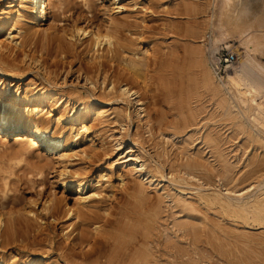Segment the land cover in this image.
I'll use <instances>...</instances> for the list:
<instances>
[{
  "label": "bare ground",
  "instance_id": "6f19581e",
  "mask_svg": "<svg viewBox=\"0 0 264 264\" xmlns=\"http://www.w3.org/2000/svg\"><path fill=\"white\" fill-rule=\"evenodd\" d=\"M192 1H190L192 3L191 13L194 14L193 16L200 17V21H203L206 26L203 25L206 31L201 35L202 39L199 40L201 45L204 40H207L211 48H218L225 44L230 37L229 29L245 34L250 26L242 17L248 10L247 3L242 0ZM64 2L68 7L79 5L87 13H90L92 8H90L91 0H9L6 4L0 5V31L5 34L0 38L2 76H10L15 79V75L19 74L20 76L16 79H22L25 71H31L34 68L37 71L42 69L45 71L44 81L35 85V80L30 78L24 89L16 86L10 97L6 95L8 87L0 88V133L12 132L15 135L25 133L26 135L18 141L21 143L23 152L33 159L26 162L22 168L23 171L26 174H32L35 177L34 181L43 182L44 168L51 165L52 168H55L52 182L62 188L60 195L48 192L39 202L36 197L32 196L24 199L23 208L22 206L17 210L6 208L5 200L9 197L7 195L11 192V186L8 176L5 174L7 171L2 169L5 171L2 173L3 171L0 170V246H8V248L18 250V253L20 250L29 251L32 249L34 251L29 252L32 256H42L33 259L32 256L28 257L27 255L26 260L19 263L1 254L0 264H208L206 253L204 251V254L199 253L194 246L192 238L196 236L197 226H202V228L207 226L209 227H206L207 230L211 229V233L215 234L217 230L218 234L224 233L225 236L229 227L230 229L240 228L239 226L250 224L264 227V176H258L255 183H250L252 186L248 184V187L243 188L244 190L242 188H240L241 190L234 189L233 185L229 187L228 184L234 181L236 175L231 173L233 166L230 163L227 164V159H224L220 149L218 153L215 151L220 157V161L218 157L214 156L219 161V164H216L219 167H217L218 172L215 170L216 168L213 169L217 173L211 169L212 165L209 164L211 168L208 167L207 160L201 158L202 152H198V154L196 151V155L191 154L194 156L183 158L184 160L181 159L180 162H178L180 160L178 157V163L175 162L177 163L176 167L173 166L174 164L169 165V170L164 175L162 163L151 162L146 156L147 152L138 145L136 139L132 140L133 144L128 146L126 154L120 156L116 161V163H121L116 177L123 182L128 180L126 179L128 175L133 176L132 180L134 181L128 187L136 189L142 196L143 187H145L143 181L150 176L146 180L148 185H153L152 188L157 191L158 196L163 197V200L166 199L171 205H169L170 208L175 209L177 213H183L181 217L185 218L181 220L179 217L176 219L177 221L175 219L172 221L174 222L171 223L174 228L171 232L173 237H178L177 232H181V236L191 235L193 237L191 240H186L184 247L177 244L178 239L174 241L172 238L170 241L167 239L166 244L161 243L162 245H160L158 242L157 246L151 247L147 237L152 234L151 229L158 205L155 204L152 207L142 205L137 209L130 208L129 211L128 208L127 211L124 208L122 210L125 211H111L110 204L107 205L108 203L103 200L102 191L104 187H107L105 182L109 185L112 181L114 163H111L105 172L98 175L97 178H92L86 170V166L74 163V157L77 155L86 156L90 160L94 158L96 162L100 159V153L93 150L96 138L93 139L92 136L88 138L92 133V125L86 123L89 116H92L93 120H101L103 117L111 115L112 121L118 123L122 129H125V126L133 119L136 120V128L148 126L149 119L146 121L147 119L144 118L143 99L138 95V90L130 85L129 80L130 76L143 75L141 73L144 72L142 71L144 67L142 69L141 67L143 64L146 66V62L142 60L144 58L140 60L133 56L135 53L132 52L131 45L135 41L130 36L132 35L130 32L132 26L127 21L128 18L122 21L116 16H112L113 14H109L111 17H107L108 20H102L101 24H97L85 16L81 19L75 18L57 28L52 26L49 22L58 19L56 15L60 14ZM104 2H107V5L103 3L105 8L114 12L121 13L123 8L129 9L130 7L128 3H124L125 0H104ZM13 6L16 8L13 9ZM127 6L128 8H126ZM260 10L264 12V0H260ZM126 16L129 15L126 14ZM200 21L195 20L194 28H191V32L189 31L192 36L198 34L201 27ZM7 23H10L8 30L4 28ZM259 26L264 29V22L260 21ZM247 34H245L244 42L247 44L252 41L251 45L253 46L251 47L254 50L264 51V33L248 36ZM203 51L200 45L194 48V53L196 52L195 54L198 56L196 60L201 67V83L213 95L218 96L215 108L219 110V116L232 118L233 121L243 118L250 127L247 138H252L255 144L259 141L262 142L252 128L264 134V63L246 53L236 65L231 66L232 68L226 72L222 80L220 79L222 81L220 83L219 77L217 78L213 72L209 59L212 50L207 52L209 54L207 56ZM77 52L87 58L88 64L84 66L83 73L91 91L84 88V92L75 86L65 89L63 88L66 84L65 76L60 77L61 81L59 80V82L55 78L57 76L55 67L59 64L58 61L63 62L68 56H73ZM128 53L132 56H126ZM16 61L22 62V66ZM115 62L122 63L124 66L122 70L125 71H115L118 69L112 67ZM115 74L116 76H114ZM98 77H101V80ZM2 81L3 79L0 84ZM28 86L31 87L28 88ZM222 86L227 87L229 95L221 94ZM96 92H98L97 95ZM99 97L102 98L97 100ZM43 99H48V101L44 102ZM95 101L98 104H94ZM114 101L119 102V107L112 108L109 112L108 109H103ZM134 102L138 107H134ZM21 103L25 106L24 108L18 107ZM130 105L134 107L132 111L128 109ZM74 107L78 108L75 110L77 111L74 114L75 117L73 115L69 118L72 125L61 128L60 121L65 119L64 114ZM53 108L57 110L55 115L51 113ZM77 120L80 125L75 127L74 124ZM236 127L244 129L243 131L246 128L242 121ZM240 131L242 132V130ZM133 135L137 136V134ZM213 136L208 132L203 136V142L205 141L208 145L209 143L215 144H212L211 148L220 144L217 137ZM120 139L117 143L118 147H121L124 142V137ZM185 139L182 137L181 142ZM42 147H46V153L43 155ZM181 149L184 150V147ZM133 151H136V154H132ZM215 152L214 154L217 155ZM89 159L88 161H90ZM248 162L250 163L249 159ZM250 172L252 173V170ZM104 175L106 177L102 181ZM212 175L213 177L218 175L219 179L225 178V182L229 183L225 184L223 188L217 186L218 183L212 184L210 182ZM67 189L74 191L71 201H68L64 195ZM187 193H189L188 197ZM200 204H203L202 207L205 208H218L220 213L218 216L223 218L226 215L230 226L224 227L213 218L206 219V215L204 218L197 216L198 214L195 213L200 209ZM51 220L60 224V230L65 239L63 244L61 242H57V245L54 244L53 237L47 229ZM222 227L224 228L222 229ZM226 228L227 230H224ZM218 229L223 231L219 232ZM225 236L220 237L224 239ZM216 247L219 251L221 249L228 250L226 247V249L222 248V244H216ZM52 249L59 251L55 259H49L50 257L47 256L48 250ZM36 251L40 253L38 254ZM18 253H14L13 256ZM227 253L230 252L227 251ZM243 254L248 255L246 252ZM222 255H225V258L228 256L226 252ZM244 255L241 256L246 260L247 257ZM234 256L233 259L237 257ZM237 258L233 264H248L250 261L247 259V263H243L244 261H238L240 257ZM225 260L223 264L232 263V260L230 263ZM256 261L252 260L254 263Z\"/></svg>",
  "mask_w": 264,
  "mask_h": 264
},
{
  "label": "rangeland",
  "instance_id": "374dc122",
  "mask_svg": "<svg viewBox=\"0 0 264 264\" xmlns=\"http://www.w3.org/2000/svg\"><path fill=\"white\" fill-rule=\"evenodd\" d=\"M8 1L9 0H0V5L6 4ZM132 1L133 0H125L124 3H128V6L130 5V7L129 9L123 8L121 10V13L106 9V6H104L103 3L107 5V2H104V0H91L90 8H92L90 9V13L85 12V10L81 9L79 5L68 7L67 3L64 2L60 14L58 16L56 15V17L60 19L51 20L49 22L52 26L57 28L65 25L66 22H71L75 18L81 19L85 16H87V18L89 19H92V21L97 24H101L100 21L103 22L102 20H108L109 18L107 19V17H111L110 15L112 14V16H116L119 20L122 21L124 19L127 20L128 18L127 21H129L132 26L130 30L132 35L130 36H132L131 38H134L133 40L135 41H133L134 43H132L131 45L132 52L135 53V55L133 56L140 60L144 58L142 60L146 62V66H144L143 64L141 67V69L144 67L142 69V71L144 72L141 73L143 75H139L140 78L138 75H135L133 77L130 76L131 78H129V80L131 82L130 85L138 90V95H140L141 99H143V102L145 104L144 118L147 119L146 121H148L149 119L147 124L148 126L136 128V120L133 119L129 121V123L125 126V129H122V127L119 126L118 123L112 121L111 115L108 117H103L101 120H93L91 118L92 116H89V118L86 120V123L92 125V133L89 134L88 138L92 136L93 139H96L94 141V147L90 143L87 144H89V146H92L94 148L93 150L100 153V159L96 162V160L93 158V162L92 158L90 160L86 156L84 157L81 155H77L74 157V163L86 166V170L89 172L92 178H97L98 175L105 172L106 168L111 163H114L112 169V184L110 183L111 185L109 184V186L107 182H105V186L107 187H104L102 191L103 200L104 202L108 203L107 205L110 204L109 207L111 208V211H125L127 208V210L129 211L130 208L137 209L142 205H148L152 207L156 204L158 205L159 210L156 207L157 214L153 223V227L151 229L152 234L151 236L149 235L147 237L149 239H147L149 246H157L156 244L158 242L160 245L166 244L168 240L170 241V239L172 238V240L174 239V241L178 239L176 241L177 244L184 247V243L189 239L191 240L193 236H181V232H177L178 237H173V234L171 233L174 230V228L172 227L173 225H171V223H174L172 221H174V219L175 221H177L176 219H178L179 217L182 220L183 217L181 216L183 215V213L175 212V209L170 208L171 205L168 201H166V199L163 200V197L161 198V196H158L157 191L152 188L153 185H148V182H146V180L149 179L150 176H148L147 179L143 181V186H145L143 187V197L139 195L136 189L128 187V185L131 186L134 181L132 180L133 176L128 175V178H126L128 180H124L123 182H121L119 178L116 177V174L120 170L121 163H116V161L120 156L126 154L128 146L133 144V139H136L139 143L138 145L147 152L146 156L150 159L151 162L158 161L162 163L164 175L169 170V165L174 164L173 166L176 167L177 163L182 161L181 159L196 155V151V153L202 152L200 154L202 155L201 158L207 160L208 165H212L211 167L213 168H211L210 165L208 167H210L212 170L216 168L215 170L217 171L218 165L216 164H219L220 161V157L217 153L220 149L219 151H221L224 159H227V164L230 163L233 166V168L231 167L232 169L230 168L232 170L231 173L234 176L236 175L238 178L235 176L234 178L237 179H234V181H231L229 183L225 182V178L219 179L220 177L218 175H215L216 178L212 175L210 178L212 180H210L212 184L218 183L219 185L217 184V186L223 188L225 184L229 183V187L233 185L232 187L238 190V188L243 189L244 187L246 188V186L248 187V184L250 183L254 184V181L258 178V176H264V150H262V148H264V140H262V138H264V134L258 132L255 128H252L254 133H256L262 141H259L255 144V141L252 138V141H250V137L247 138V133L250 130V127L249 124L246 123V120H244L243 118H238L237 120L233 121L234 119L232 118L219 116V110L215 108V102L218 96L213 95L202 85L201 67L200 64H198V60H196L198 59V56L195 54L196 52L194 53L195 46L200 45L204 50L203 53L206 56L209 55L207 52L209 50H212V53L209 56L210 61L212 55L218 51L232 52L235 55V61L230 65V67L232 65H236V63H238V61L243 58L246 53L257 61L264 63V51L261 52V50L259 51L258 49L254 50V48L251 47L253 46L251 45L252 41H250V43L248 42L247 44L244 42L246 33H248L247 36L264 33V29L259 26L260 21L264 22V17H262L264 16V12L260 10V0H242V2L247 3L248 6L246 15L242 16L246 21V24H250L248 30L245 32V34H240L235 30L229 29L230 37H228L226 43L218 48H211L210 43L207 40H204L203 45L200 44L199 40L202 39L201 35L206 31V29L203 28L204 22L200 21V17H197L196 15L193 16L194 14L191 13L192 11L190 8L192 6V3L190 1L192 0ZM192 2H195V0ZM128 6L126 8H128ZM15 8L16 6H13V9ZM126 14L130 17L126 16ZM195 20L200 21L201 27L198 34L192 36L189 31L194 28ZM9 27L10 23L5 24L4 26V28H7L6 30H8ZM204 27L206 26L204 25ZM132 31H134L133 33L135 34H133ZM4 36L5 34L3 33V31H0V38ZM193 37L196 39H194ZM78 55L79 54L77 52V54L73 56H68L67 59H64L63 62L58 61L59 64L57 65V67H55V69L57 70V76H55V78L59 82V80L61 81L60 77L65 76L66 84L63 86V88L65 89L75 86V88L81 89L84 92V88L91 91L90 86L87 83L88 81L84 79L83 73L84 66L88 64L87 58L84 55ZM130 55L131 54L129 53L126 54V56ZM17 63L21 66L23 64L22 62ZM122 65L123 64L120 62H115L112 64V67L116 69L118 68L115 71H121L124 67ZM2 74L3 73L0 71V82L3 79L2 83L0 84V88H2L3 86L5 88L8 87L6 95L9 97L11 96V93L16 86H19L20 89H24L28 84L30 78H33L35 80L36 85L44 81L45 77L44 69L37 71L35 68L31 71H25L24 75H22V79H16L18 78V76H20L19 74L15 75V79H12V77L10 76H2ZM114 76H116V74ZM222 78L223 76L221 78H218L220 83L222 82L220 81V79L222 80ZM98 79L101 80V77H98ZM29 87L31 86H28V88ZM95 90L97 91V88ZM227 90L228 89L226 86H222L221 94L229 95V90ZM97 94L98 92H96V95ZM101 98L102 97H99V99L97 100H100ZM43 101H48V99H43ZM117 102L114 101L111 104L103 107V109H108L109 112L112 108L119 107V102ZM94 104L98 103L95 101ZM134 105L135 108L138 107L135 102ZM18 107L24 108L25 106L21 103ZM134 107L133 105H130L128 106V109L132 111ZM76 108H70L67 113L64 114L65 119L60 121L61 128H67L68 126L72 125L71 122H69V118L76 114ZM51 113L55 115L57 113V110L53 108L51 110ZM73 117H75V115ZM240 121L245 124V131H243L244 129L236 127ZM79 125L80 123L77 120L74 126L78 127ZM240 130H242V132ZM206 132L212 134V136L214 135L213 137H217V141L220 144H216L217 146H215V148H211V145L214 143H209L208 145L207 143H205V141L203 142V136ZM133 134H137V136ZM215 134L217 135L215 136ZM24 135L26 134L22 133L15 135L12 134V132L0 133V170L7 171L6 173L5 171H3L2 173H5L8 176V180L10 181L11 186V192H9V194L7 195V197H9L5 200L7 202L6 208H11L13 210H17V208H21V206L23 208L24 201L28 197H36L37 201L39 202V200L48 192H55L57 195H60L62 190V188L52 182V175L55 171V168H52L51 165H47L44 168L43 182L34 181L35 177L32 174H26V172L23 171L24 169L22 168H24L26 162L33 159V157H29L23 152L21 143L20 141H18L23 138ZM120 136L124 137V142L121 144V147H118L117 143L121 140ZM182 137L186 138L183 142H181ZM85 142L87 141L85 140ZM183 147L184 150L181 149ZM212 151H217V153L215 152L217 155H215ZM41 152L42 155L45 154L46 147H42ZM131 153L136 154V151H133ZM158 153L160 154L159 156ZM214 156L218 157L219 161L217 160V158H214ZM253 156H255L254 159ZM178 157H180V160ZM88 159L90 161H88ZM248 159L250 160V163L248 162ZM177 160L179 161L177 162ZM255 166L258 167V172H256L257 169ZM254 169L255 172H253ZM248 170H252V173ZM259 170L261 173L259 172ZM8 171H10V175ZM216 171H214V173ZM252 176H254L255 178ZM105 177L106 176L104 175L101 180L104 181ZM213 181L215 182L213 183ZM164 183H167L166 180ZM251 184L250 186H252ZM64 195L66 196V198H68V201H71L74 197V191L72 189H67ZM187 195H189V193H187L186 196ZM202 205L203 204H200L199 206V212L197 211L195 213L198 214L197 216H203L204 218V215H206V219L210 218L211 220L213 218L215 219V221H219V224H222L224 227L230 226V221L228 220V218H226V215H224L223 218L218 216V214H220L218 212V208H205L202 207ZM123 208L125 210H122ZM42 221L41 223H43ZM207 221L209 222V219ZM224 227H222V229ZM239 227L240 228L232 229H230L229 227V230H227V228L224 229L227 230V232H225L226 236L224 235V233L222 235L218 234L216 230V236L215 234H213V232H210L211 229L207 230V228L209 227L205 229L202 228V226H197L196 236L192 238L194 239V246L199 253H203V251L204 253H206L205 256L207 258L208 264H223L225 259L229 261V263L230 260H232V263L230 264H233L234 260L237 257H240V259H237L238 261L241 260V262L244 261L243 263H247L246 260L250 259V261H248L249 263L251 262V264L256 260L257 261L254 264H257V262L259 264V261L260 264H264V261H262L264 260V252H262L264 251V249H261L264 248V244H262L264 243V227L256 224L242 225V227ZM47 229L53 237L54 244L57 245V242H61V244H63L65 239L60 230V224H58V222L51 220V223L47 225ZM222 229H218V231L222 232ZM220 236L225 237H223L224 239H222V237ZM223 241L224 243L226 241L227 244H224ZM216 244H222V248L226 247L228 250L221 249L219 251L216 247ZM10 251L12 253H9ZM30 251L33 252L34 250H20L18 253V250H13L11 248H8V246H0V255L2 254L4 257H8L10 260H14L19 263H21L22 260H26L27 255L28 257L32 256V254L29 253ZM48 251L49 253L47 256L50 257L49 259L57 258V254L59 253V251H55V249ZM227 251L230 253H227ZM36 252H38V254L40 253L39 251ZM225 252L228 255L226 256V258L225 255H222ZM244 252L248 253V255L245 254V256L243 254ZM14 253L18 254L16 256H13ZM249 253L251 257L252 255L254 256L251 258L249 256ZM259 253H262V255H260ZM234 255L237 256L235 259H233ZM241 255H244L245 257H247V259L245 260ZM255 255H257V257H255ZM36 256L33 255L32 258L37 259L38 257H42L41 255ZM227 257L230 258L227 259ZM251 259L254 260V262H252Z\"/></svg>",
  "mask_w": 264,
  "mask_h": 264
},
{
  "label": "built area",
  "instance_id": "2783aa9c",
  "mask_svg": "<svg viewBox=\"0 0 264 264\" xmlns=\"http://www.w3.org/2000/svg\"><path fill=\"white\" fill-rule=\"evenodd\" d=\"M235 55L229 51H218L211 58V66L216 76L222 77L230 70V65L234 63Z\"/></svg>",
  "mask_w": 264,
  "mask_h": 264
}]
</instances>
